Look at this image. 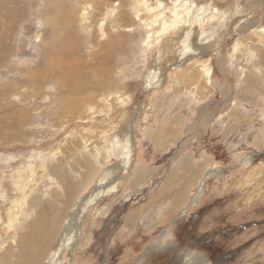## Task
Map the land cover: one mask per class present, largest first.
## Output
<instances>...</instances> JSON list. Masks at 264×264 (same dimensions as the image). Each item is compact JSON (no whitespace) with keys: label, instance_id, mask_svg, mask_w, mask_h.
<instances>
[{"label":"rangeland","instance_id":"1","mask_svg":"<svg viewBox=\"0 0 264 264\" xmlns=\"http://www.w3.org/2000/svg\"><path fill=\"white\" fill-rule=\"evenodd\" d=\"M161 1L0 0L2 262L36 220L59 238L129 137V176L76 220L63 264H264V2L189 0L215 8L174 24ZM217 10L227 27L179 64Z\"/></svg>","mask_w":264,"mask_h":264},{"label":"bare ground","instance_id":"2","mask_svg":"<svg viewBox=\"0 0 264 264\" xmlns=\"http://www.w3.org/2000/svg\"><path fill=\"white\" fill-rule=\"evenodd\" d=\"M163 1L160 0V3ZM189 2V0H168V9L169 12H171L172 17V23H180L183 22L184 14L186 16L188 15L189 23H200V18L204 16L206 10H214V6L212 3L210 5L205 6H198L197 4ZM264 2V0H262ZM209 6V7H208ZM235 11L239 12L240 9L237 7ZM217 18L218 23H211L210 27L205 28L201 27V30L199 31L200 36V42L196 45H191L190 42L192 41V31L189 32V34H186L184 44H183V50L178 51L179 54V64H181L182 61L187 59L189 56L192 55H199L204 56L208 52V43L209 41L213 40L219 30H223L227 27L226 22L229 20V15L227 14L226 10H217ZM231 16V15H230ZM241 17H237L235 22L232 24V28L236 27L239 23ZM203 20V19H202ZM164 21V26L161 29L159 33H162L166 30V24ZM190 25V24H189ZM157 33V34H159ZM198 36V38H199ZM181 41V40H180ZM196 42V41H195ZM208 46V47H207ZM65 53H68V50L65 49ZM60 56V55H58ZM63 55L60 57V59H63ZM160 67L157 66V64L151 68L148 71V74L145 78V88H151L153 86H158L162 80L163 75L160 74ZM67 73H70L69 71ZM116 138V137H115ZM111 143V154L118 159V163L114 164L113 167L108 168L103 174L100 175L99 183L98 185L93 189V192L91 195H84L80 197L79 200L75 203L73 206V210L67 215L66 219L64 220V224L60 227L62 228V232L60 233L59 238L56 240L52 238L51 233L54 232L55 226L53 225L51 228L49 227L46 232H44V227L40 224H38V220H36V223H34L33 226H31V232L28 234H24L21 236L20 241L22 244H26L30 251L26 256L23 257V260L20 264H38L42 260V258L47 257L49 264H63L62 255L64 254V251L68 249L70 238L73 235L77 229L75 228L74 224L76 225V220H78L79 217H81L84 212L90 211L92 208V205L95 204L98 200H101L103 196H106L107 194L113 192L116 187L119 186L121 182H123V179L126 176H129L130 169V161L132 159L131 157V140L129 137L124 138L123 140H120L119 138H116ZM125 162V163H124ZM121 163L123 164L121 166ZM28 168H31V165H26ZM140 177L143 176L142 173H139ZM19 175L20 172H19ZM136 179L137 176H136ZM113 185V186H112ZM23 203V202H22ZM15 212V211H14ZM13 212V213H14ZM86 214V213H85ZM57 232V231H56ZM55 232V233H56ZM59 233V231H58ZM57 233V234H58ZM75 235V233H74ZM38 236V238H36ZM54 247V248H53ZM42 249V250H41ZM47 250V251H46ZM62 257V259H61ZM206 264L204 262V259H202L197 254L194 255L193 253H187L185 256H179L173 264ZM0 264H6V262H2V259H0Z\"/></svg>","mask_w":264,"mask_h":264}]
</instances>
